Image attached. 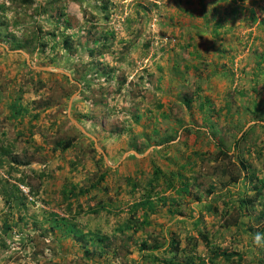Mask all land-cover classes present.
Segmentation results:
<instances>
[{"label": "rangeland", "instance_id": "1", "mask_svg": "<svg viewBox=\"0 0 264 264\" xmlns=\"http://www.w3.org/2000/svg\"><path fill=\"white\" fill-rule=\"evenodd\" d=\"M262 210L264 0H0V264H264Z\"/></svg>", "mask_w": 264, "mask_h": 264}, {"label": "trees", "instance_id": "2", "mask_svg": "<svg viewBox=\"0 0 264 264\" xmlns=\"http://www.w3.org/2000/svg\"><path fill=\"white\" fill-rule=\"evenodd\" d=\"M21 4H31L33 2V0H19ZM23 108H18V110H13L14 113V117L15 115L21 114L23 112ZM244 137V136H243ZM74 139L69 138L66 141L63 140H59L56 141L55 143V148L54 149H59L61 151H65L66 149H68L72 143H73ZM220 145L218 146V150L215 153V158L214 161L218 162V165H216L215 167L218 166V168L220 169V173L223 177H227L226 178V185L229 184H239L240 182H242L245 178H248V175L246 174V170L248 169V166L241 160H235L236 156L238 154L234 153L233 155L229 154V150H226L225 147L222 145V141ZM239 141H234L233 147L235 148L238 145ZM245 171V173H244ZM103 178V176H102ZM182 177H180L179 179L181 180ZM250 180H252V175L249 177ZM184 185V186H183ZM95 185H92V188ZM182 190L185 191L186 193L189 192L188 189V184H186V181H184V183L182 184ZM152 190L148 191L145 195L144 200H141L139 203L136 204V206H142V205H148L150 206L151 204H153L152 200H151V196H153V194L151 193ZM208 193H210L208 191ZM261 191L256 189L255 194L253 195H244L241 199H238L236 204L229 206L228 208H224L222 209V211L220 212V209H218L217 207L214 208H210L213 212H217L220 216V221H221V226H224L226 228H230V227H239L241 222H242V218L246 215H248L247 212L253 210L255 203L258 201V196H261ZM100 208H103L100 207ZM100 208H95V209H89L87 212H96L98 210H100ZM249 216H251V213L249 214ZM65 221V219H60ZM257 221L263 220L260 223V234L263 235L264 238V210H262V212L259 213L258 217L255 219ZM130 227V226H127ZM66 230L68 232L72 233L73 238L79 242L81 244V247L85 249V254L88 256L91 254V251H89L86 246H87V241L89 240L87 238V233H83L80 232V230H78L74 224L69 223L67 225ZM252 230V228H251ZM10 231V225H5L3 232L4 234H7V232ZM99 241L103 242L104 238L99 237ZM107 246V244L105 245ZM168 253H173L175 256L182 252L184 249L180 247V241L175 238L172 237L170 242L167 245V249ZM211 251H215V248L212 247ZM167 252V251H166ZM215 256H220L224 259V261H231L235 258L236 262L234 261V263L236 264L238 261H240L241 257L239 256V253L236 251H220V252H214ZM187 259L188 257L185 259V263L183 264H187ZM175 264V263H172Z\"/></svg>", "mask_w": 264, "mask_h": 264}, {"label": "crops", "instance_id": "3", "mask_svg": "<svg viewBox=\"0 0 264 264\" xmlns=\"http://www.w3.org/2000/svg\"><path fill=\"white\" fill-rule=\"evenodd\" d=\"M245 217V216H244ZM243 219V218H242Z\"/></svg>", "mask_w": 264, "mask_h": 264}]
</instances>
